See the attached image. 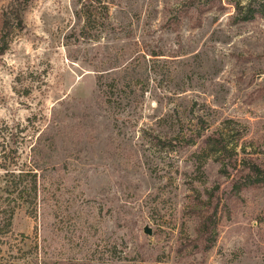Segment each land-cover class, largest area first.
I'll use <instances>...</instances> for the list:
<instances>
[{
	"label": "rangeland",
	"instance_id": "obj_1",
	"mask_svg": "<svg viewBox=\"0 0 264 264\" xmlns=\"http://www.w3.org/2000/svg\"><path fill=\"white\" fill-rule=\"evenodd\" d=\"M4 22L0 144L23 139L7 168L36 159L41 193L0 260L264 264V186L232 192L240 160L264 169V0H0Z\"/></svg>",
	"mask_w": 264,
	"mask_h": 264
},
{
	"label": "trees",
	"instance_id": "obj_2",
	"mask_svg": "<svg viewBox=\"0 0 264 264\" xmlns=\"http://www.w3.org/2000/svg\"><path fill=\"white\" fill-rule=\"evenodd\" d=\"M244 16L236 18L235 22H245L252 19L253 10L250 8ZM2 31H5L3 36L0 37V55L5 52L8 47V42L4 39V36L11 33V27L9 23L4 22ZM17 134H9L8 140L0 144V160L3 164L1 167L5 173L0 186V242L1 239L7 233H10L12 228V220L15 212L20 208H26L28 214L35 217L37 209V201L39 200V194L41 193V185L39 178L40 164L36 159H30L29 162L24 163L23 169L19 173H15V170L7 168L10 165H14L12 161L18 159L21 155L19 144L23 141L22 138H18ZM197 138H201V134H197ZM228 146L225 143L223 135L219 131H215L205 139L204 149L213 155H224L228 157L226 164L222 163L220 173L224 177L230 176L229 166H234V157L237 156L235 149ZM36 149L32 147L30 152L35 153ZM11 159V160H10ZM236 162V161H235ZM239 165L242 166L244 172L238 177V179L232 185V192L238 194L242 188L248 186L262 185L264 186V169L249 161L240 160ZM243 179V180H242ZM243 181V182H242ZM212 196H208V201H212ZM211 206V204H208ZM208 209H211V207ZM201 233L206 235L204 243L206 247L212 246L215 239L216 232V219H211L207 212H204L200 217ZM20 238L22 243L26 240V236L21 234ZM0 264H6L3 260H0Z\"/></svg>",
	"mask_w": 264,
	"mask_h": 264
},
{
	"label": "water",
	"instance_id": "obj_3",
	"mask_svg": "<svg viewBox=\"0 0 264 264\" xmlns=\"http://www.w3.org/2000/svg\"><path fill=\"white\" fill-rule=\"evenodd\" d=\"M144 233L147 234V235L151 234L150 230L147 227L144 229Z\"/></svg>",
	"mask_w": 264,
	"mask_h": 264
}]
</instances>
